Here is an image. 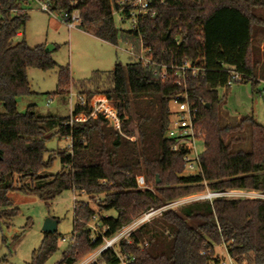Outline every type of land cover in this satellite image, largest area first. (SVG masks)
Returning a JSON list of instances; mask_svg holds the SVG:
<instances>
[{"label": "trees", "instance_id": "obj_1", "mask_svg": "<svg viewBox=\"0 0 264 264\" xmlns=\"http://www.w3.org/2000/svg\"><path fill=\"white\" fill-rule=\"evenodd\" d=\"M120 0H50L59 18L76 13L78 28L109 45H116L113 13L127 20ZM31 0H0V224L8 226L17 208L8 195L19 192L44 204L65 190L90 198L101 196L95 214L84 201H75L73 237L61 261L76 264L152 208L204 192L246 191L264 195V126L249 117L237 126L219 123L222 98L218 88L264 84V0L152 1L154 17L144 16L136 30H123L120 38L138 49L139 42L160 66L187 60L205 68V74L187 82L188 95L197 107L195 124L203 132L200 172L181 176L182 153L171 151L165 139L171 99L178 93L172 79L162 83L140 62H116L109 73L111 88L84 92L85 100L105 99L117 109L121 133L109 128L101 116L68 126L69 116L41 117L33 106L17 111L16 98L30 95L27 69L51 70L56 63L44 46L14 42L25 29V9ZM24 11V12H23ZM230 71L239 76L233 79ZM169 73V71L167 72ZM170 74V73H169ZM58 92L70 84L67 68L58 70ZM87 106L74 105L73 116L88 115ZM249 127L250 152L232 151L228 137ZM56 131V132H55ZM70 138V150L56 151L61 171L45 176L52 158L44 160V143L53 135ZM134 140L130 141V138ZM147 189H139L136 177ZM159 177V183H156ZM96 218L97 231L86 224ZM130 244L119 241L90 264H119L118 254L130 264H219L215 246L223 245L234 264H264V200L217 198L191 202L164 211L138 228ZM57 233L43 234L29 264H45L56 251ZM6 256L0 264H7Z\"/></svg>", "mask_w": 264, "mask_h": 264}, {"label": "rangeland", "instance_id": "obj_2", "mask_svg": "<svg viewBox=\"0 0 264 264\" xmlns=\"http://www.w3.org/2000/svg\"><path fill=\"white\" fill-rule=\"evenodd\" d=\"M26 11L28 18L25 29L21 32V36L14 38V42L24 40L30 47L50 46L49 54L55 61L56 67L44 72L34 68L27 69L26 76L31 94L16 98L17 111L20 113H25L27 106H33L36 114L41 117L70 116L77 97H84L81 93L111 88L109 73L116 62L122 65L131 62L130 57L124 52L128 49V43L120 38V32L129 30L130 23L123 20L118 13H113L117 44L112 46L94 39L80 29L68 30L59 16L41 12L39 6L32 1ZM61 67L68 69L70 84L64 87L60 94L57 93V73ZM256 88V91H252L249 83L218 88V97L222 98L219 108V123L222 126H237L244 117H249L253 122L264 126V84L259 82ZM49 99L50 102L47 103ZM168 107L172 112L176 110L172 102H169ZM0 113H2L1 108ZM129 140L133 141L134 136ZM227 141L232 151L242 150L249 153L251 147L249 127L230 135ZM44 145L46 149L44 160L52 158V165L44 175L54 176L62 169L56 151H69L70 138H62L55 134L46 140ZM197 151L198 153L203 151V142H197ZM8 198L12 207L17 208V214L8 226L0 224V257L6 256L7 264L30 263L32 253L37 251L43 240L41 228L48 218L57 221V242L56 251L45 264H56L61 261L73 235L75 201L86 202L99 217L100 215L116 216L114 212L101 211L99 206L101 196L90 198L71 190H65L47 205L38 198L19 192L10 193ZM190 201L186 200L183 204ZM91 225H94L92 221L87 223L86 227ZM92 253L83 255L76 264L88 260ZM214 253L215 257L227 262L223 245L215 246Z\"/></svg>", "mask_w": 264, "mask_h": 264}, {"label": "built area", "instance_id": "obj_3", "mask_svg": "<svg viewBox=\"0 0 264 264\" xmlns=\"http://www.w3.org/2000/svg\"><path fill=\"white\" fill-rule=\"evenodd\" d=\"M31 1L39 6V10L41 12L43 11L48 14H53L50 11V0ZM152 1L162 3V0H120L118 2L121 11L125 9H128L129 11L126 20L130 23L129 30H136L139 24V20L144 16L149 15V17L151 18L154 17V11L150 8V4ZM59 19L62 23H64V25H66L68 30H73L75 28L78 29L79 19L76 13H73L71 15L63 14ZM19 36H21V34L17 35V37ZM127 46V51H124L127 56L137 62H140L145 69L152 67L157 68V71L154 73L162 83L166 82V80L168 79H172L173 84L177 88H179L180 93L176 94L170 101L175 105L176 110L174 112L170 110L171 114L168 124L169 126L165 133V139H169L173 142L171 151L182 153L181 159L183 168L181 176L198 174L201 169L199 156L202 152L198 153L197 142H203V132L198 127V125L195 124L197 107L194 106V103H192L189 98L187 82L190 79H196L199 76H203L205 74V68L202 65L197 66L196 64H192L187 60L183 61V63L181 64L160 66L151 59V57L148 55V50H144L140 42L138 44L137 50L131 43L127 44ZM168 71L170 74L167 73ZM230 73L233 76V79L239 77L237 73H234L232 71H230ZM49 102L50 99L47 101V103ZM75 105H78L79 107L87 106L90 111L88 115H86L85 113H80V115L78 116H73V106L69 119L66 122L68 126H72L75 123L84 122L88 119H96L97 116H101L105 120L109 128H111L113 131L121 133V119L118 115L117 109H115L109 101L105 99H97L87 102L83 96H79L77 97V102ZM136 184L137 187L141 190L147 189L144 178L140 176L136 177ZM221 197L234 200H237L239 198H260L264 200V195L258 192L249 193L241 190L210 192L205 189L204 192L196 193L186 196V198L171 201L169 202V204L160 208H152L151 210L146 211V213L135 218V220L132 221L129 225L122 227L118 234L110 238L103 237L101 246L98 247V249L94 250L88 260H84L81 264H90L95 262L101 255V253L105 250H116V246L121 240L125 241L127 244H130V236L135 233L138 228L143 225L149 224L153 219L162 216V214L166 210L175 209L182 205H186L183 204L186 202V200H191L189 202L191 203L201 202L204 200L212 201L213 199ZM92 222L94 223V225H91L88 228L90 231L96 234L98 233V231L95 217L92 219ZM117 256L119 258V264H130V262L132 261L128 260L126 256H123L121 254H118ZM219 264H234V262L227 255V262H225L224 260H220Z\"/></svg>", "mask_w": 264, "mask_h": 264}, {"label": "water", "instance_id": "obj_4", "mask_svg": "<svg viewBox=\"0 0 264 264\" xmlns=\"http://www.w3.org/2000/svg\"><path fill=\"white\" fill-rule=\"evenodd\" d=\"M49 47H50V46H46V47L44 48V52H45V53H49ZM155 177L157 178L156 183H159V177H157V176H155ZM56 226H57V221L54 220V219H50V218H48V219L44 222V224H43V226H42V228H41V232H43V234H46V235H48V234L53 235V234L56 233Z\"/></svg>", "mask_w": 264, "mask_h": 264}, {"label": "crops", "instance_id": "obj_5", "mask_svg": "<svg viewBox=\"0 0 264 264\" xmlns=\"http://www.w3.org/2000/svg\"><path fill=\"white\" fill-rule=\"evenodd\" d=\"M79 29V28H78ZM90 36V35H89ZM92 37V36H91ZM95 39V38H94ZM97 39V38H96ZM98 40V39H97ZM99 41H101V40H99ZM101 42H103V41H101ZM103 43H105V42H103Z\"/></svg>", "mask_w": 264, "mask_h": 264}]
</instances>
